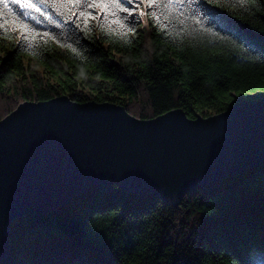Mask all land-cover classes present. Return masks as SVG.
I'll return each instance as SVG.
<instances>
[{"label":"trees","instance_id":"trees-1","mask_svg":"<svg viewBox=\"0 0 264 264\" xmlns=\"http://www.w3.org/2000/svg\"><path fill=\"white\" fill-rule=\"evenodd\" d=\"M33 2L59 26L30 10L42 23L24 17L38 30L24 41L0 6V121L60 96L142 120L177 109L207 118L264 99V0H157L128 21L133 32L97 9L77 26L66 7ZM9 244L5 264H264V161L178 200L117 185L81 193L17 218Z\"/></svg>","mask_w":264,"mask_h":264},{"label":"water","instance_id":"water-1","mask_svg":"<svg viewBox=\"0 0 264 264\" xmlns=\"http://www.w3.org/2000/svg\"><path fill=\"white\" fill-rule=\"evenodd\" d=\"M264 161V99L190 119L142 120L123 106L67 96L27 101L0 121V264L17 218L114 186L179 199Z\"/></svg>","mask_w":264,"mask_h":264},{"label":"snow or ice","instance_id":"snow-or-ice-1","mask_svg":"<svg viewBox=\"0 0 264 264\" xmlns=\"http://www.w3.org/2000/svg\"><path fill=\"white\" fill-rule=\"evenodd\" d=\"M40 2L56 7H66L67 13L61 12L60 14L64 15L66 20L77 21V26H79L80 23L87 24L89 20H95L97 15L102 13L105 16H110L112 18L111 23L120 25L126 32H133L135 30L134 27L128 23L134 14L138 13L139 16H144L147 14L145 8H152L157 4V0H40ZM11 5H18L21 10L20 13L16 14L13 12L9 0H0V6H2L3 9H8L15 17V21L19 22L24 41H28L30 33L38 34V30L24 22L23 18L31 17L37 24L42 23L36 15H32L30 10H34L41 16L46 17L49 22L59 26L57 21H55L49 13L42 11L33 0H11ZM81 5H83V8H81L79 12L75 11V9L79 8ZM86 9H97L98 13L94 15L93 12L87 11ZM121 13L124 15H121ZM0 15H3V13L0 12ZM0 27H3V25H0ZM43 35L49 36L50 34L45 32ZM73 51H75V49H73Z\"/></svg>","mask_w":264,"mask_h":264}]
</instances>
